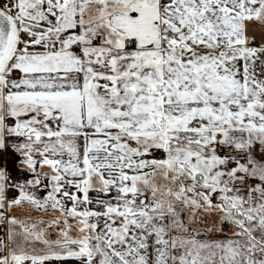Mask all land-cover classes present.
<instances>
[{"label": "snow or ice", "instance_id": "snow-or-ice-1", "mask_svg": "<svg viewBox=\"0 0 264 264\" xmlns=\"http://www.w3.org/2000/svg\"><path fill=\"white\" fill-rule=\"evenodd\" d=\"M0 264H264V0H0Z\"/></svg>", "mask_w": 264, "mask_h": 264}]
</instances>
